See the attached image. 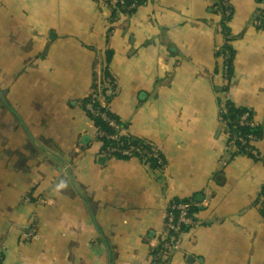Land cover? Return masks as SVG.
<instances>
[{
  "label": "crops",
  "instance_id": "0c3cea01",
  "mask_svg": "<svg viewBox=\"0 0 264 264\" xmlns=\"http://www.w3.org/2000/svg\"><path fill=\"white\" fill-rule=\"evenodd\" d=\"M230 2L229 82L213 0H0L2 264H149L174 199L195 201L198 223L170 264H264V136L258 157L234 156L221 108H250L264 131V3ZM107 67L123 133L158 146L163 168L101 152L83 101Z\"/></svg>",
  "mask_w": 264,
  "mask_h": 264
},
{
  "label": "trees",
  "instance_id": "16d2710c",
  "mask_svg": "<svg viewBox=\"0 0 264 264\" xmlns=\"http://www.w3.org/2000/svg\"><path fill=\"white\" fill-rule=\"evenodd\" d=\"M213 1L218 8V11L222 15L224 45L221 54L222 57L225 58L224 69L230 82L234 73L235 50L233 46L234 35L232 33L231 27L229 26V23L232 20L234 9L232 4H230L232 6V12L230 14H227V5L225 4L224 0ZM260 1L264 3V0ZM136 2V6L138 7L139 5L143 4L145 0H136ZM110 7H112V18L118 13L117 11L119 10V7L123 8L119 1L110 2ZM135 7L132 9V11L136 9ZM258 19L262 21V25L264 26V8L260 10ZM113 55V50L110 49L107 51V66H109V62L112 60ZM105 76L106 78L104 82H101V86L99 84L95 85L93 93L83 101V106L86 108V110L87 105L93 103L94 109L101 112L100 114H94L92 111L87 110L90 119L94 122L97 131H99L100 133V135L97 136V140L102 143L101 152L121 159H130L134 157L142 158L144 153L141 154L140 152H138V150H141L143 152L147 151V153L151 155L159 154L164 159L163 164H160L158 162V159H156L154 156H151L149 158H142L141 160L144 163L152 166L153 168H163L166 164L165 155L158 146L150 141L133 137L129 133H123L125 123L110 108V104L117 90L116 79L111 74L108 67ZM229 84L230 83H228L226 89L229 87ZM221 108L225 131L229 136V144L234 150V156H236L237 154H245L249 156L253 155L252 150L256 146L255 142L262 139L264 136L263 127L255 121L253 110L245 106H238L232 101H221ZM103 114H106L108 119L105 118ZM245 115H247L246 120H244ZM110 120H114L119 127L113 126L110 123ZM250 135H253L254 140L250 138ZM242 138L245 140V142L242 141ZM116 146L120 149H129L133 147L137 151H135L131 156H126L116 151L109 154L110 150ZM262 194H264V191L262 192ZM187 201H191V199L173 200V202ZM193 210L194 207L191 211V214L194 216ZM163 251L164 249L161 243L159 247L152 253L155 259L150 261L149 264H162V262H164V259H162L161 256L157 257L156 255L163 253ZM3 260L4 253L0 254V264H2Z\"/></svg>",
  "mask_w": 264,
  "mask_h": 264
},
{
  "label": "built area",
  "instance_id": "2783aa9c",
  "mask_svg": "<svg viewBox=\"0 0 264 264\" xmlns=\"http://www.w3.org/2000/svg\"><path fill=\"white\" fill-rule=\"evenodd\" d=\"M225 4L227 5V14H230L232 12L231 9V2L230 0H224ZM257 25L261 26L262 21H257ZM94 102V101H93ZM87 110L92 111L94 114H100L101 112L99 110H95L93 103L87 105ZM105 118H107L106 114H103ZM247 115L244 116V120H246ZM108 119V118H107ZM110 123L113 126L119 127L117 123L114 120H110ZM250 138L254 140L253 135H250ZM242 141L245 142V140L242 138ZM119 152L122 153L123 155L126 156H131L135 151L133 147L129 149L125 148H118L117 146L112 148L109 152ZM141 154L144 153L142 158H149L151 156H154L156 159H158V162L160 164L164 163V159L161 157L159 154L151 155L147 153V151H141L138 150ZM252 154L256 157L259 156L258 151L256 148L252 150ZM134 158H139L142 159L141 157H134ZM196 203L195 201H187V202H172L169 207H168V213H167V220L164 228V233L162 237V245H163V253L156 255L157 257H160L164 259V262L162 264H170V261L175 253V250L178 248L179 243H180V238L182 234L185 232V229H190L191 227L195 226L198 221L196 220V217H194L191 214V211L193 207H195ZM259 207L264 209V194L260 195V199L258 201ZM39 232H38V224L37 222H32L30 226L26 229L24 233V238L27 241H32L36 238H38ZM2 254V253H0ZM155 259L154 256L152 255V260ZM151 260V261H152Z\"/></svg>",
  "mask_w": 264,
  "mask_h": 264
},
{
  "label": "water",
  "instance_id": "95a60500",
  "mask_svg": "<svg viewBox=\"0 0 264 264\" xmlns=\"http://www.w3.org/2000/svg\"><path fill=\"white\" fill-rule=\"evenodd\" d=\"M1 95L3 97V100H4L5 104L9 106V104L6 101L5 96L2 93H1ZM67 159L68 160L65 161L63 165H64V167H66V171L69 173V177L71 178V181H72L73 185L75 186L76 190L80 193V190L78 189V187L76 185V179H75V176H74V173H73V159L71 157H68ZM84 200L88 203L86 198H84ZM88 205H89V203H88Z\"/></svg>",
  "mask_w": 264,
  "mask_h": 264
},
{
  "label": "clouds",
  "instance_id": "9594fccd",
  "mask_svg": "<svg viewBox=\"0 0 264 264\" xmlns=\"http://www.w3.org/2000/svg\"><path fill=\"white\" fill-rule=\"evenodd\" d=\"M66 187H67L66 183H65L64 181H61V182L56 186L55 191H56L57 193H59L62 189L66 188Z\"/></svg>",
  "mask_w": 264,
  "mask_h": 264
}]
</instances>
